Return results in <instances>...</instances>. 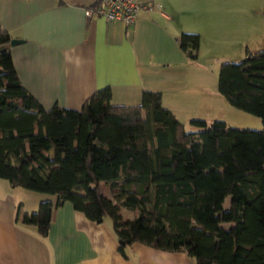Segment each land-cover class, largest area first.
I'll use <instances>...</instances> for the list:
<instances>
[{"label":"trees","instance_id":"obj_1","mask_svg":"<svg viewBox=\"0 0 264 264\" xmlns=\"http://www.w3.org/2000/svg\"><path fill=\"white\" fill-rule=\"evenodd\" d=\"M261 11L264 38V0ZM12 38L0 28V178L53 195L16 221L44 238L67 202L92 222L106 221L124 258L141 243L185 252L195 264H264V45L217 71V91L259 117L262 129L196 117L186 130L159 91L113 105L102 87L79 109L43 108L15 73ZM198 43L197 33L178 36L190 60ZM120 208L132 217L122 220Z\"/></svg>","mask_w":264,"mask_h":264},{"label":"crops","instance_id":"obj_2","mask_svg":"<svg viewBox=\"0 0 264 264\" xmlns=\"http://www.w3.org/2000/svg\"><path fill=\"white\" fill-rule=\"evenodd\" d=\"M138 1L150 9L125 26L86 17L96 0H0V28L20 40L9 53L22 86L43 108L70 109L102 87L113 105H136L142 91H159L161 105L188 124L215 98L212 90H193L192 67L211 64L220 46L249 51L245 24L255 16L246 0ZM181 32L198 34L195 59L179 48ZM22 196L0 178V264H195L185 252L141 243L130 245L124 258L106 221L92 222L67 202L53 212L41 238L15 214L33 211L43 197L27 205Z\"/></svg>","mask_w":264,"mask_h":264},{"label":"rangeland","instance_id":"obj_3","mask_svg":"<svg viewBox=\"0 0 264 264\" xmlns=\"http://www.w3.org/2000/svg\"><path fill=\"white\" fill-rule=\"evenodd\" d=\"M250 9L255 17H252L251 20H247L245 24V32L248 36L246 38V43L248 49L251 53L260 50L264 45L263 38V28H262V0H246V8ZM255 11V12H254ZM228 49H232L229 47ZM213 58L210 60L211 64H207L206 67H201L198 65L192 67V86L193 90L197 91L199 95L203 94V88L212 90L214 95L213 104L210 107L203 109L204 111L197 112L195 117H201L205 119L207 123L212 120H222L229 127L235 128H251V129H262V123L259 117L252 115L250 113L238 110L233 106L229 105L228 102L223 98V96L217 91V71L219 64L223 61H239L244 58V52L238 51V54L233 53L232 51L226 52L221 49H213ZM195 68V70H193ZM207 96V95H206ZM198 109H201L198 107ZM186 130L191 129L188 124H184ZM24 194L22 198L24 199L25 204H29L35 197H43L41 200H51L53 195L44 192L32 191L22 187H17ZM101 188L103 194L106 198H110L111 195L108 192V187L106 184L101 183ZM39 200V201H41ZM38 201V202H39ZM228 198L225 199V206H227ZM37 202V203H38ZM119 214L122 220L130 219L132 217L131 213L127 210L120 208Z\"/></svg>","mask_w":264,"mask_h":264},{"label":"built area","instance_id":"obj_4","mask_svg":"<svg viewBox=\"0 0 264 264\" xmlns=\"http://www.w3.org/2000/svg\"><path fill=\"white\" fill-rule=\"evenodd\" d=\"M148 10L149 6L138 0H96L93 6L85 9L86 17L95 15L106 21H120L123 25H131L140 10Z\"/></svg>","mask_w":264,"mask_h":264},{"label":"water","instance_id":"obj_5","mask_svg":"<svg viewBox=\"0 0 264 264\" xmlns=\"http://www.w3.org/2000/svg\"><path fill=\"white\" fill-rule=\"evenodd\" d=\"M19 39H17V38H12L11 40H10V45H14V44H17V43H19Z\"/></svg>","mask_w":264,"mask_h":264}]
</instances>
